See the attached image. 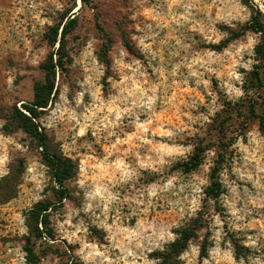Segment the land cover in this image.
<instances>
[{"label":"rangeland","instance_id":"374dc122","mask_svg":"<svg viewBox=\"0 0 264 264\" xmlns=\"http://www.w3.org/2000/svg\"><path fill=\"white\" fill-rule=\"evenodd\" d=\"M0 0V114L32 99L50 51L49 28L69 13L70 61L55 78L39 122L48 142L75 163L69 199L50 215L52 238H33L26 215L53 200L35 142L0 118V264H154L174 229L209 214L179 264H264V134L252 120L230 134L219 168L224 193L205 200L217 149L191 172L194 151L226 101L245 98L258 35L218 44L264 0ZM126 43L132 47L130 52ZM103 59H107L108 66ZM212 244L199 257L198 244ZM236 252L239 256L236 257Z\"/></svg>","mask_w":264,"mask_h":264},{"label":"trees","instance_id":"16d2710c","mask_svg":"<svg viewBox=\"0 0 264 264\" xmlns=\"http://www.w3.org/2000/svg\"><path fill=\"white\" fill-rule=\"evenodd\" d=\"M91 6V0H81ZM77 26V17L63 14L59 22L49 28L45 40L50 51L41 63L43 79L33 83L32 99L21 103L20 106L12 105L0 114L5 120V128L16 127L32 139L40 154L42 163L47 167L53 182V200H41L28 210L26 226L28 235L25 236L24 250L28 257L37 258L34 252L33 238H52L50 215L63 206L69 199V189L66 181L72 178L75 172L74 161L63 155L48 142L47 134L41 126L39 119L43 110L48 106L56 93L55 78L58 73H64L70 57L67 49V39L72 30ZM250 31L258 35V42L254 46V61L252 69L248 72L244 91L245 98L239 102L226 101L221 111L216 113L210 128L204 137H201L193 153L178 167L185 173L195 170L202 162V153L209 144H214L216 152V165L211 172L210 183L204 188L205 200L214 210L220 207V199L224 193L219 179V168L227 161L230 146V134H244L248 124L255 120L258 130L264 134V12L258 7H251L250 20L241 25L237 30L230 29L228 36L213 45L215 50H221L233 40L240 38L245 32ZM131 52L132 47L126 43ZM108 66L107 59H103ZM209 214L200 210L196 216L183 221L174 229L175 237L163 247L153 253L154 264H179L181 254L187 249L192 239H199V229L207 222ZM212 244L207 238L199 244V257H206ZM236 257L239 253L236 252Z\"/></svg>","mask_w":264,"mask_h":264}]
</instances>
